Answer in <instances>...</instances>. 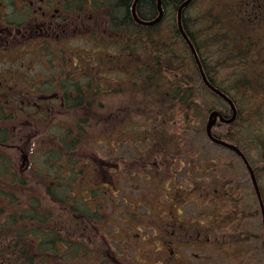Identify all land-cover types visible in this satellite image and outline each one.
<instances>
[{"label":"rangeland","instance_id":"rangeland-1","mask_svg":"<svg viewBox=\"0 0 264 264\" xmlns=\"http://www.w3.org/2000/svg\"><path fill=\"white\" fill-rule=\"evenodd\" d=\"M203 4L204 3H201V0H199L196 6L192 7L190 10V14L195 18L194 22L199 24L197 26H200L201 20L199 22V17L196 18V15H199V12L203 9ZM84 9L98 16L106 17L103 9H98L94 6L85 7ZM236 9L237 5L231 2H227L222 6L221 17L218 16L220 21L216 24L217 28L207 31L210 32L209 36L212 37L213 32L218 30L220 35L219 40L222 46L220 45L219 49L216 46V42L208 41L207 44L205 43L204 52L206 57L204 61L207 63L215 81L227 88L231 94L242 103L244 113L247 115L249 114L248 109L250 108L252 110L253 108L249 106L247 102L250 99H254V95L257 96V101H260L264 105V71L263 74H261V78L258 75V78H255L253 73L255 70H264V16H261L260 19L262 22L258 25L257 30L254 31L253 26L255 24L253 25L250 20H247V22L243 24V22L237 18ZM244 25L247 27L248 31L243 27ZM90 26H92L90 31L95 29L94 26L99 27V30L102 31L106 25L103 20H99L94 23L91 22ZM80 31L81 30L78 29L69 30L68 36H70L71 39H64L60 46L42 44L36 41V33L30 34L28 37L21 36L17 49L11 50L12 48L10 47L6 50L7 52L0 53V81L6 79L10 85L7 87L0 83L2 93L9 97L22 94L23 91H27L26 85L31 87H33V84L40 85L48 75L55 74L56 70L59 71L62 63H68V66L64 67L66 69H73L74 64L82 63V67H87L89 69V74H94L100 84L111 90V93H108V90H106L104 97L106 99V96L109 94L107 100L114 106L115 110L118 106L127 107L130 104V100H138L139 97L142 99V96L139 94L134 95L132 93L131 95L129 93V87H127L129 84L128 74L126 71H123L126 67L125 63H123L121 68L117 67V62L115 61L113 62H115L114 64L116 67L110 65H108L110 67L109 69L101 67L103 64L101 60H107L108 58L107 53L109 52L107 51L109 48L112 54L120 53V50H118L120 48L119 44L115 41L113 43L110 40L111 43L108 45V38H102L97 42L93 37L89 38L81 34ZM24 33H27V31ZM91 35L93 34L91 33ZM245 36H247V38L241 43L242 45L245 44V47L239 50V53H236V50H238V46L236 45L237 38H243ZM205 37V34H202L199 40ZM41 45H45L47 48H51L54 51L52 52L47 49L42 51ZM242 58H244V62L241 60ZM218 62L220 63L217 65ZM243 63L249 65L253 63V66L242 67ZM95 64L101 65L98 67ZM103 76L108 77L105 79ZM73 78L76 80V77ZM241 87L242 90L240 89ZM245 91H250V96L252 97L248 95L250 92L247 94ZM199 101L201 109L197 114L193 115L192 122L194 121L193 123L195 124L201 123V125L204 126V130L197 131L194 126L185 128V125L181 123L180 116H176V120L173 122L177 123L176 127H174L175 125L171 122L172 125L169 124L170 126L164 125V123L163 127L159 126V140L162 136L165 138L159 144L165 143V140L166 143H168V146L164 147H159V144H152L148 141L153 137L152 134L154 135V133L149 137L146 132L150 128L146 127L144 121L140 122L137 117L133 118L129 112L115 114L118 116L117 119L113 118V121L108 127L106 122L105 127H100L99 125L93 124V122L89 124V128L87 129L90 133V135L87 136L89 141H86L83 145L87 152V158H91L96 168H99L100 165L90 156L92 154H97L101 158L109 159L111 165H117L115 174L116 187H111L110 184H107V187H100V198L98 197V199H96L97 203L103 207L104 212H108L111 217L110 215L109 217H100V220L97 218L100 229L95 231L92 229V232L95 233V236H99V242H102L103 239L106 240L108 236L110 241L113 240L112 243L115 244L117 248L120 246H118L119 244H116V242L125 243V246L129 245V256L131 253V255L134 254V256H132L135 259H139V262L136 261L132 264H147L143 261L147 260L145 255L149 258L148 264H158L156 259L152 257L155 253L153 250L157 248L154 241L155 237L158 236V232L154 229H147L146 231L133 229V227H130L129 221L125 219L123 215L125 210H137L145 213L149 208L152 210L158 209L156 203H158L159 196L161 195L160 189L164 192L167 191L164 189L165 185L162 176L157 172L158 167L155 166L156 159L158 158L159 160H169V165L165 167L164 172H167L171 178H174V181L176 180V182L180 184H183V181L187 182L190 185L189 188L196 192V202L193 200V202L187 203L188 206L183 207L181 204H178V206H180L179 210L184 212V217H187L189 213L195 216L196 211H206V213L210 212L212 214L211 220L215 218V224H220V221L217 222L220 217V209L216 210L217 213H215L214 210L218 205L206 206L202 204L198 197V193H203L205 197L210 195V197L212 196L215 199V194H213V192L215 190H221L223 192L225 188L227 190L228 183L231 186L234 196H240L241 204L247 210L248 215L252 216L251 212L257 208L260 213L258 200L250 176L244 165H242L235 154L212 144L205 134V126L209 111H206L204 107L217 108L224 112H228L226 105L216 97L202 91ZM135 106L132 104L131 109L134 110ZM22 107H24V104ZM63 110H65L64 107L60 105L59 111L53 112V115L61 117L55 119L57 123H67L65 119H69L71 116V112ZM256 110L257 109L253 111L255 120L248 115L246 120L242 119L240 131L242 130V143L245 145L246 152L251 159V164L254 165L256 170L258 168L260 172L258 173L257 171V174L264 197V118H260L259 115L264 112V108L261 112ZM19 121L26 120L25 118H20L17 120L16 125ZM48 131V125H45L43 128L33 125L31 129L26 128L25 134L18 136L19 138L16 139V142L9 146L7 153L12 158V167L8 168V172H14L17 177L22 180L21 183L17 182L22 187L16 185L14 188H11L9 185L4 186L0 184L1 192L3 190H8L9 193L14 192V194L18 195V197H16L17 201L21 193L27 192L34 196L38 203L43 201L46 203V206L49 205V201L51 200L48 197L49 200L46 199L43 192L44 185H52L51 182H48L47 179L44 178V176L47 177L46 172H48L46 169L47 162L44 156V148L47 147L48 142L46 139V133ZM227 131L230 130L225 129L222 125L216 126L214 129V132L218 135H222ZM161 132L164 135H162ZM85 146L87 147L85 148ZM91 147L95 150L91 151ZM158 148L159 155L156 154ZM28 157H30V163ZM140 160H148L150 164H153V167H146L145 162H140ZM214 166L218 168L221 167V169L222 166L224 167V176L219 182L211 179L214 176V172H216L213 168ZM41 172L43 174H40ZM99 174L101 175L102 173L99 171ZM38 175L40 176L38 177ZM74 182L75 184L71 187L70 192H72V194L74 192L76 196L84 195L87 203L93 205V200L88 198V194L86 193L89 185L84 183V179L82 178H76ZM113 195L115 197H113ZM37 196L40 197V200L36 198ZM224 197L225 201L231 199V196H227L228 198H226V196ZM73 199H75V197ZM164 200L166 201L168 199L164 197ZM98 204L97 206H99ZM137 204L140 205L137 206ZM231 206H233V204L228 201V207ZM203 207L205 209H203ZM15 209L16 207H13V213H16ZM54 210L57 212L55 211V214L51 215L50 218L55 215V217L59 219L60 211L58 207H54ZM120 211H122V213H120ZM260 215L261 214L254 217V219L247 218L248 222L254 224V232L257 236L256 239L251 240V243L248 242L246 247L234 242V240H236L234 225L231 227L230 234H234L235 236L228 237V243L224 249L226 251V256L221 255L219 251L212 248L208 251L184 248L185 255L187 256H185L186 263L264 264V234ZM61 221H64L63 218L59 220V222ZM108 221L111 222L110 227L107 226L105 228ZM7 227L6 225L3 227L0 222V235L5 232H11V229ZM66 227L69 226L65 224V228ZM44 228L49 229V225H45ZM216 228L218 227L216 226ZM53 231L54 229L52 232ZM52 234L53 233H51V235ZM75 235L77 234L71 235L64 228L61 229L60 232L61 240L76 239ZM144 236L147 237L146 240H143ZM88 237L89 235H86V237H84V235L82 236V238L86 239L89 243L87 261L95 259L99 249H102V246H96L97 244L99 245L98 241L96 244L90 245ZM78 238L80 240L77 241H82L80 237ZM212 239H222L219 231H215ZM32 242L33 244L35 243L34 241ZM63 242L65 241L62 240L60 243L62 249L65 248ZM179 250L180 249L177 250L176 248L175 254H177ZM139 251L144 255H141ZM248 251H250L249 254ZM244 255H247V257L243 258ZM243 260L247 262L243 263Z\"/></svg>","mask_w":264,"mask_h":264},{"label":"trees","instance_id":"trees-1","mask_svg":"<svg viewBox=\"0 0 264 264\" xmlns=\"http://www.w3.org/2000/svg\"><path fill=\"white\" fill-rule=\"evenodd\" d=\"M185 1L162 0V6L165 11L163 19L153 26H142L134 21L131 14V6L134 0H93L92 6L103 9L104 15L107 17L101 16L104 24L107 25L105 28L108 34L113 36L109 39L120 46L118 49L120 53L109 55L107 60L102 59L101 62L103 64H97L98 67L101 65V67L109 69L108 65L116 67L114 63L117 62V67L121 68L123 63H125L126 67L123 71L128 74L129 84L127 87H129V93L142 96V99L139 97L140 99L138 98V100H130V104L127 107L118 106L115 110L114 106L107 100L109 95L106 96V101H102L105 94L101 93L99 96L98 85L90 83L89 93L87 96H82V99L77 97L70 102L68 94L64 95L65 101L61 102L63 104L61 106L65 109L63 111L71 112V116L69 119H65L67 123H57L55 119L61 117L52 115L51 110L58 105V102L51 101L42 106L44 110H41L37 117L30 114L28 116L27 112L30 111V108H33V111H39L36 109L37 105L32 107L33 103L30 104L25 101L32 93L31 86L27 87V91H23L22 94L11 97L4 95L0 89V184L9 185L11 188L16 185L22 187L17 183H21L22 180L14 172H8V168L12 167V158L8 155L7 150L11 144L16 142V139L19 138L18 136L25 134L26 128L31 129L33 125L40 128L45 125L49 126V131L46 133L48 142L47 147L44 148V156L47 162L46 169L48 171L54 169L53 172H46L47 177L44 176L48 182L52 183V185H44L43 188V192L46 195L44 197L46 199L49 198L53 202L49 201L48 206L43 201L38 203L35 197L27 192L21 193L17 201L16 197L18 195L14 194V192L9 193L8 190L0 191V222L3 227L6 225L8 226L7 228L11 229L10 233L5 232L0 235V264L133 263L127 257L128 247L125 246V243L114 241L119 244L118 246L120 247L118 249L108 236L106 240L103 239L102 242H99V236H95V233L92 232V229L94 231L100 229L97 218L100 220V217H109L107 215L109 213H105L103 207L97 203L96 199L100 197L99 192H101V189L95 178L96 168L93 166L92 161L87 158V152L83 145L86 141H89L87 136L90 133L87 129L91 122L100 127H105L106 122L108 127L113 118L117 119L118 116L115 114H122L123 112H129L133 118L137 117L140 122L144 121L146 127L150 128L146 134L150 137L154 133L149 140L156 144L161 143L165 139L162 136L159 140V126L163 127V123L170 126L169 124L172 123L176 127L177 123H173L176 120V116H180L181 123L185 125V128L194 126L197 131L204 130V126L201 123H193L192 118L201 109L199 101L201 91L206 94L211 92L203 83L193 54L177 26V11L179 6ZM198 1L193 0L184 10L183 25L197 49L210 81L229 95L238 107L240 123L236 122L234 125L229 126L230 131L221 136L227 137L246 150L245 145L242 143V130L240 131L242 119L246 120L249 116L255 120L253 111L257 109L256 111L261 112L264 105L261 102L259 103L257 96L254 95V99H250L247 102L253 108L252 110L248 109V116L245 115L242 103L227 88L217 83L212 74H210L207 63L204 61L206 57L204 44L212 41L216 42L217 48H220V45L222 46L219 40V31L213 32L212 37L209 36L210 32L207 31L217 28L216 24L220 21L218 16L221 17V8L225 3L236 4L237 18L243 22L249 19L252 24L257 22V20L252 19L253 5H259L260 3L256 0H201V3H204V7L199 12V15H196V18L199 17L198 21L200 22L201 20L200 26H197L199 24L194 22L195 18L190 14V10L196 6ZM12 10V0H4V12L0 10V27L5 30L6 28L14 29L15 31L12 35L2 36V46L4 48H0V53L7 52L6 50L10 47L13 50L15 44H17L15 39L17 37L20 38L22 34L28 37L30 34L36 33H30V28L38 19L35 22L30 20L25 2H20L18 13L13 15ZM136 10L139 18L146 21L155 19L159 14L157 0H139ZM13 18L17 20L15 23ZM1 22H3V25ZM17 27L20 34H17ZM243 27L248 31L245 25ZM254 29L255 26H253ZM25 31L27 33H24ZM202 34H205L206 37L199 40ZM246 38L247 36L237 38L236 45L238 50H236V53H239V50L245 47V44L242 45L241 43ZM241 60L244 62V58ZM246 66L252 67L253 63L251 65L242 64V67ZM263 71V69H259L253 73L255 76L261 77ZM103 77L106 79L108 76ZM88 78L92 80L95 79V76L90 73ZM0 82L9 87L6 79H2ZM242 87L240 88L241 90ZM78 88L83 93L82 88ZM245 92L248 94L250 91ZM248 95L252 97L250 96L251 92ZM23 104L24 107H22ZM132 104L134 106L136 104L134 110L131 109ZM204 108L206 111L214 109L207 106ZM59 109L60 105L54 110L59 111ZM259 115L260 118H264V112ZM20 118H25L26 121H19L16 125L17 120ZM162 132L161 134L164 135ZM162 144L168 146L166 140ZM90 150L94 151L95 149L91 147ZM90 156L98 163L107 162V160L102 159L97 154ZM49 165L53 166V168H48ZM213 168L217 173L214 172V176L211 179L219 182L223 178L224 167L222 166L221 169V167L214 166ZM40 174L43 173L41 172ZM76 178L87 180L89 187H87L86 191L90 193L88 196L93 200V205L87 203L84 196H76L74 192L73 194L70 192ZM74 197L75 199H73ZM36 198L40 200L39 196ZM55 205L60 211L59 219L55 215L50 218L51 215L55 214ZM13 207H16V213L12 212ZM61 218L64 221L59 222ZM65 224L69 227L65 228ZM110 224L111 222L108 221L105 228L107 226L110 227ZM45 225H49V229L44 228ZM63 228L71 235L77 234L75 235L76 239H62L65 241L63 242L65 244L64 249L60 245L62 241L60 232ZM53 229L54 231L52 232ZM51 233L53 234L51 235ZM83 235L84 237L89 235L90 245L96 244L98 241L99 245L97 244L96 246H102L95 259H91L92 261L86 260L89 243L82 238ZM78 237L82 241H77L80 240ZM32 241L35 243L33 244Z\"/></svg>","mask_w":264,"mask_h":264},{"label":"flooded vegetation","instance_id":"flooded-vegetation-1","mask_svg":"<svg viewBox=\"0 0 264 264\" xmlns=\"http://www.w3.org/2000/svg\"><path fill=\"white\" fill-rule=\"evenodd\" d=\"M21 1L26 3V11H28L30 20L35 22L36 19H38L37 22L31 26L30 33L36 32L38 35L46 36L47 38L60 39L70 37L68 36L69 30H81L80 33L89 38L93 37L97 32L96 29L98 27L96 26H94L95 29H93V31H90L92 28L90 24L91 22L94 23L99 21L101 17L84 9L85 7L92 6L94 3L93 0H12L13 15L18 13ZM3 8L4 0H0V10L2 12H4ZM15 21L17 20L13 18L14 23ZM1 23L3 25V22ZM18 29L17 27V34H20ZM14 31V29L6 28L5 30L3 27H0V48H4V46H2V36L7 34L12 35ZM91 33L93 35H91ZM15 42H17L15 46H17L19 37L15 39ZM60 74L69 79L76 77L75 81L77 83L80 81L81 87H84V85L89 87L91 86L90 83L99 84L100 87L97 88V90L101 93L106 92L105 87L98 83L99 81L96 78L89 80V69L87 67L78 65L75 70H69L68 73L65 74L61 72ZM55 80V86H59L60 83H58L57 79ZM73 91H77V89ZM108 92L111 93V90L109 89ZM48 93L49 92L46 91H36L32 89V93L29 95L32 96L30 104L36 103L37 99H43L45 103L51 102L53 98L63 101L64 96L59 91H54L52 95ZM35 113L38 114L39 112L35 111ZM156 154L159 155V148L156 150ZM109 162L110 161L102 163L104 180L107 181V184H110L111 187H116L115 174L117 165H111ZM140 162H145L146 167H153V164H150L148 160H140ZM168 165L169 160L156 159L155 166L158 167L157 172L162 176L165 185L164 189L167 190L164 192L160 189L161 195L159 196L158 203H156L158 209H150V211L146 213H141L137 210H125L124 212L131 228L133 227V229L135 228L137 230L141 228L145 230L154 229L158 232V246L154 253V258L157 260L158 264H187L185 261L186 255L184 248H193L202 251H208L212 248L219 252H225L224 249L228 243V230L229 228L231 230V227L234 225L236 231V244L246 247L248 242L251 243V240L256 239L257 235L254 232L255 226L252 222H248L247 218L254 219V217L259 215V212L253 211L251 212L252 216L247 214V216L244 217V208L240 201L238 208L235 210V219L229 223L227 200L225 201L224 197L228 195V191L225 188L222 192L223 206L221 207L220 217V237H222V239H215V244H213L212 236L216 231V225L211 223L212 221L210 222V214L207 215L203 211L199 219L196 220L191 213H189L187 217H184V212L179 210L180 206H177L180 204L179 197L185 196L186 193L180 194L177 191L176 180L174 181V178H171L167 172H164L165 167ZM190 196L189 193L186 196V200L190 198ZM164 197L168 199L167 202L163 200ZM207 197L210 198V195ZM183 200H185V198H183ZM186 200L181 204L182 207L188 203ZM218 247L223 248L219 249ZM176 248L177 250L180 249L177 254H175ZM249 253L250 251H248V254ZM245 257H247V255L243 256V258ZM246 262V260H243V263Z\"/></svg>","mask_w":264,"mask_h":264},{"label":"water","instance_id":"water-1","mask_svg":"<svg viewBox=\"0 0 264 264\" xmlns=\"http://www.w3.org/2000/svg\"><path fill=\"white\" fill-rule=\"evenodd\" d=\"M139 0H135L133 6H132V15L134 16L135 20L142 24V25H146V26H151V25H155L157 23H159L163 16H164V10H163V7H162V0H158L157 1V8H158V12H159V15L157 18H155L154 20L152 21H143L141 19H139V17L137 16V13H136V5L138 3ZM192 2V0H186L184 3H182L180 5V7L178 8V13H177V24H178V28H179V31L180 33L182 34L184 40L187 42V44L189 45L194 57H195V60L198 64V67H199V70H200V73L202 75V78L205 82V84L212 90L214 91L216 94H218L219 96H221L223 99L226 100V102L229 103V105L231 106L232 110H233V115L232 117L230 118H226L224 117L218 110H214L210 113L209 115V119H208V122H207V126H206V132H207V135L208 137L216 144L218 145H221V146H225V147H228L234 151H236L237 153H239L245 160L247 166L249 167L250 169V172H251V175H252V179H253V183H254V186H255V189L257 191V194H258V197H259V200L261 202V205H262V199H261V194H260V191H259V187H258V183H257V180H256V177H255V174L254 172L252 171L251 167L249 166L246 158L243 156L242 152L235 146V145H232V144H229L223 140H220L216 137H214L213 133H212V128L214 127V125L216 124L217 120L219 119L221 122H224V123H232L236 116H237V110H236V107L234 105V103L232 102V100L227 97L224 93H222L221 91H219L217 88L213 87L211 85V83L209 82V80L207 79L206 77V74L204 72V69H203V66L201 64V61L199 59V56L197 54V51L192 43V41L190 40L189 36L187 35L185 29H184V26H183V10ZM263 210V209H262ZM263 218H264V210H263Z\"/></svg>","mask_w":264,"mask_h":264},{"label":"bare ground","instance_id":"bare-ground-1","mask_svg":"<svg viewBox=\"0 0 264 264\" xmlns=\"http://www.w3.org/2000/svg\"><path fill=\"white\" fill-rule=\"evenodd\" d=\"M222 39V38H221ZM221 43V42H220ZM219 44V43H218ZM219 46V45H218ZM224 47V46H223ZM220 49V48H219Z\"/></svg>","mask_w":264,"mask_h":264}]
</instances>
